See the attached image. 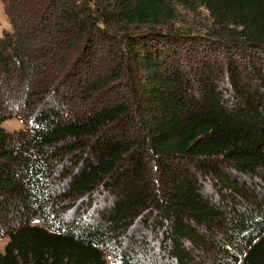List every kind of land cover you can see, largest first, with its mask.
Masks as SVG:
<instances>
[{
	"label": "trees",
	"instance_id": "1",
	"mask_svg": "<svg viewBox=\"0 0 264 264\" xmlns=\"http://www.w3.org/2000/svg\"><path fill=\"white\" fill-rule=\"evenodd\" d=\"M2 1L0 264H264V0ZM182 39L223 52L188 73Z\"/></svg>",
	"mask_w": 264,
	"mask_h": 264
},
{
	"label": "rangeland",
	"instance_id": "2",
	"mask_svg": "<svg viewBox=\"0 0 264 264\" xmlns=\"http://www.w3.org/2000/svg\"><path fill=\"white\" fill-rule=\"evenodd\" d=\"M179 15H180V18H179L178 23L180 25H183V23H186V24L197 23L200 25V23H202L201 19H204V17L207 15V12L202 8L199 9L198 12L194 13V14L189 13L188 11H185V10H181ZM11 30H12V26H11V23L9 21L8 16L6 15L4 3L2 0H0V38L3 37L6 32H10ZM160 43H161V45H160ZM164 44H165V41H161V42L159 41V44H157V46L160 45V47H162ZM177 44H178L179 48H177ZM177 44L173 45L174 47H172V50L167 52L170 55L168 57H165L164 59H166V60H168V62L174 63L178 66L182 65V68L185 69L186 72L188 71V73L191 72V70L193 68H196L198 70L202 69L200 67L201 63L206 60V58H204L203 56L210 55L209 53H207V51H210V52L213 51L212 56L215 53L219 54V56H220L221 52H223L222 50L217 51L218 46L216 44L210 45L209 40H207V42H205V40H201V41L200 40H198V41L193 40L191 42H188L186 39H182V41L178 42ZM168 45H170V44H168ZM166 50L168 51L169 49L167 48ZM177 52H179L180 55L177 56ZM202 53H205V54L202 55ZM109 59L110 58L107 59V62L109 61ZM112 60L114 61L115 57H112ZM112 60H110V61H112ZM69 73L70 74L67 75V78L65 80L66 85H70L73 82L79 83L81 80H84V78H86V76H87V75H85L86 71H84L83 73H80V72H78L77 69L74 71H70ZM59 82H60V80H59ZM69 82H70V84H69ZM119 83H117V84H119ZM117 84H113L112 85L113 87L110 88L111 90L106 91L104 93V97H105L104 101L113 102L116 100H121V98L123 97L122 96L123 90L126 91V88L123 86L122 83H120L119 85H117ZM62 88L63 87L61 86L54 92L55 95H57V98H60V94L64 92V90ZM128 93H129V91L127 90V94ZM40 95H41V97H39V101L35 103V107H37V108L43 107L44 108V106H45L46 108H48L49 102L53 101L52 96L48 95L46 98H44V97H42V92H40ZM83 97H84V95L81 94L80 98L82 99ZM0 98H2V97L0 96ZM51 99H52V101H51ZM0 100L2 101V99H0ZM136 103L137 102H135V104ZM16 104L17 103H15V101L12 100L11 102H9V103L7 102L5 105H3V107L0 105V111L9 110L10 108H12V109L17 108V105H19L20 103L17 105ZM44 104H47V105H44ZM66 104L69 105V99H67ZM102 105H103V103H100L97 106L100 107ZM70 106H72V105H70ZM92 108H93V105H90V107H88V108H83L85 112H82L80 110V107L75 106V109H71V111H73L71 113L75 114V112H77L78 116H83L85 113H88V114L91 113L90 111L92 110ZM2 113H4V112H0V114H2ZM14 113H16V112H14ZM138 113H141V112H138ZM33 117H34L33 114L30 113L28 115V117H26V118H29V121H32ZM139 122H140L139 119L136 118L135 119V127L136 128H138L137 124ZM2 127L6 130V132H8V134L11 137L17 138V136H19L20 132H22L23 130L26 129V123L20 118H13V119L5 121L2 124ZM136 130L133 132L132 137H136V139H137L139 134ZM150 167L152 169V176L154 177L153 178L154 181L159 183L160 174H159L158 168L153 164ZM0 231H3L0 233V248L3 250L5 248V246L7 245V243L9 242V237L6 234L7 229H5V227L3 225L0 226ZM107 260H108V264H113L112 259L108 258Z\"/></svg>",
	"mask_w": 264,
	"mask_h": 264
}]
</instances>
